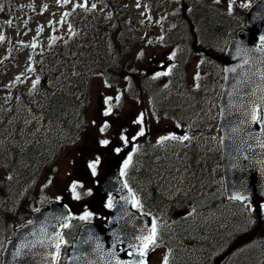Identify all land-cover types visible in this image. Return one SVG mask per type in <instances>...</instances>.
I'll list each match as a JSON object with an SVG mask.
<instances>
[{
  "label": "rangeland",
  "instance_id": "obj_1",
  "mask_svg": "<svg viewBox=\"0 0 264 264\" xmlns=\"http://www.w3.org/2000/svg\"><path fill=\"white\" fill-rule=\"evenodd\" d=\"M229 1L213 0L210 6H217L226 11ZM245 1L238 0V3L243 5ZM2 2H5L4 11ZM2 2H0V60L12 50L15 51L16 59L5 65H0L2 68L0 72V105H10L9 97L12 94L8 89L11 86L18 83L17 89L22 88L28 91L33 87V81L41 80V78H36L31 69L34 62L31 57L49 42L58 41L63 34L72 33L73 28L70 25L77 24L83 17L81 13L86 10L89 11L91 24H97L101 31L106 32V26L113 23L120 27L125 26L127 28L125 30L131 32V49L127 53V58L125 53V59L116 60L119 66L117 76L125 78L133 74L134 71H138L144 77L141 85L137 86V96H130L126 89L132 91L134 85L127 88V81L124 79L107 80L103 72L102 74L97 73L93 77L88 75L84 86L78 92L81 96L79 112L82 119L77 139L74 142L71 139L59 149L57 155L53 157L40 175H32L28 178V186H32V188L26 191L21 190L18 198L13 201L14 203L19 200L21 205L26 206L31 205L43 195L47 198L66 196L70 198L71 202L74 201L80 205L75 210L74 217L79 219L85 212H88L90 213L88 218L102 220L108 200L99 194L96 195V184L105 171L115 163H118L119 168L121 166L123 170L130 169L134 159L140 153L139 145L134 144L133 141H137L140 137L143 140L145 137L153 144L160 143L165 140L161 139L165 136L164 133L159 132H163L165 126L168 127L166 136L171 137L176 134V132L171 133L172 126H182L186 132L185 126L195 120H198L197 124H200L205 130H209L202 134L207 140L209 138L217 139L219 133L216 130L214 105L219 86L217 88L216 85L212 86L215 81L216 84L220 83L222 77L219 76L214 81L212 74L214 84L211 82H207L205 85L198 84L200 76L203 74L202 70L197 67L201 57L191 50V46L186 49L180 46L178 51L182 52L181 60L184 63L176 74V79L180 82H169L167 78V73L174 65L173 58L177 50L167 49L159 40L162 34L161 27L172 25L169 13L176 14L174 1H169L164 8L165 11L161 10V12L155 11L153 4L146 5L139 0H67L66 3L64 0H2ZM67 11H73V13L68 16ZM127 14L133 16L132 19H126L125 15ZM68 19L72 21H68ZM101 31L94 34L98 35V40H94L96 37L92 35L86 38L87 41L97 42V47L99 46L100 50L106 44ZM200 35L202 36L201 43H207L204 33L201 32ZM123 59V63L119 65ZM126 61L127 63L121 71V67ZM47 69L50 74H54L55 71L50 66H47ZM130 70L133 72H129ZM60 78L61 74L57 77L56 75L51 76V84L59 81ZM151 80L156 81L157 85L154 91L147 93L146 88L149 89L148 83ZM171 108H179L180 111L177 112L179 116L177 118L169 116L166 121L165 119L160 121L159 116L165 112L164 110ZM22 114L24 121L22 124L15 120L12 122L13 125L11 123L9 126V129L12 130L14 127L13 130L20 134L35 120L34 117ZM182 114L185 116L181 117ZM144 126H148L146 132L143 131ZM102 128L103 131H101ZM141 132L142 134H139ZM137 136L140 137L136 138ZM179 136L184 135L178 134L177 137ZM175 140L179 141V139ZM102 141H107V143H102ZM172 142L173 139H167V142L161 147L166 166L174 167L167 171L168 178L178 176L176 168L186 162L180 161L176 151L177 147ZM212 143L213 141L207 142L209 145ZM129 157H131L130 162L125 168V161L129 160ZM93 162H96L95 172L89 167V164ZM82 169L87 174L86 179L81 173ZM150 169L154 171L155 167L149 166L148 170ZM148 181L143 178L138 181V184L147 185ZM73 184L77 185L75 194L72 190ZM80 199L83 200L80 201ZM204 203V200H200L198 204ZM174 209L176 219L188 215L184 207H174ZM221 210L220 208L213 209V211L196 212L189 220L187 219L191 227L183 229L178 226V232L186 238V241H188V232L203 241L205 234L201 230L214 227L222 222ZM225 210L232 221V216H235L236 212L230 206H227ZM240 213L242 214V212ZM248 215V218L255 219V213L254 218L249 213ZM158 222L160 223V220ZM223 228L224 224H221V230ZM233 229L241 232L247 231L243 222L240 225L234 223V227L229 225L225 232L229 233ZM212 234L214 233L212 232ZM233 236L234 233L231 234V237ZM209 237L194 249L198 252L195 258L199 263L207 258H211L213 261L215 256L220 254L221 249L224 251L228 247L223 240L222 231L219 238L212 240V244H210ZM192 239L195 240V238ZM164 246H159L151 251V259L148 264H180L191 255L190 249H182L176 259H170L168 252L172 253L173 249L168 246L166 252ZM236 258L234 255L232 264H254V262L250 263L245 260L238 262ZM222 263L227 264V260Z\"/></svg>",
  "mask_w": 264,
  "mask_h": 264
},
{
  "label": "water",
  "instance_id": "obj_2",
  "mask_svg": "<svg viewBox=\"0 0 264 264\" xmlns=\"http://www.w3.org/2000/svg\"><path fill=\"white\" fill-rule=\"evenodd\" d=\"M255 39H260L259 29L252 25L227 47L218 101L227 197L247 205L264 202V50H257ZM257 110L262 111L259 123ZM98 187L117 198L109 210L108 223L82 225L69 249L67 264L141 263L137 250L142 238L149 236V219L131 209L130 193L124 189L116 167ZM66 217V210L57 203L33 213L32 221L6 243L4 264H53L52 238ZM118 245L120 251L116 250ZM126 249L133 250L130 256H123Z\"/></svg>",
  "mask_w": 264,
  "mask_h": 264
},
{
  "label": "trees",
  "instance_id": "obj_3",
  "mask_svg": "<svg viewBox=\"0 0 264 264\" xmlns=\"http://www.w3.org/2000/svg\"><path fill=\"white\" fill-rule=\"evenodd\" d=\"M187 4L190 7L189 15L192 20V22H196L198 18H200L201 27L209 31V35L211 36H219L226 30V28L233 26V24L239 23L241 15H235L233 18L227 16L226 14H223L221 12H217L212 8L207 7L203 4H196V0H185ZM83 21H81V28L82 31L85 32L87 29L85 26H83ZM217 36V38H218ZM81 37L78 39L80 40ZM60 46H64L62 44H59ZM66 50L68 53L75 52L77 55L78 49L77 45H68L66 46ZM115 54V51H114ZM113 54V55H114ZM57 58H59V55H56ZM75 57V56H74ZM114 67V66H112ZM79 69V68H78ZM79 75H76L78 78V81L82 79L81 71L78 70ZM75 72V73H77ZM70 76H68L66 81V86H56L49 89L48 91H42L40 90L36 94L35 99V107L39 108L41 112L43 113V116L46 121H49L51 125L55 127V130L58 132L60 130L68 129L71 127L75 121V110L79 108L78 101L76 99V96L74 94V90H76V87L70 88L71 80L69 79ZM72 90H70V89ZM50 138V137H49ZM45 137L37 139L34 143L30 145H26L23 148H17L14 143L9 144V147L12 149V152L14 153L13 157H5L0 151V157L5 158L7 162L8 169L10 170L11 175L14 177L23 176L31 167H33L34 170H37L40 168L42 162H44L49 155V147L44 142ZM47 141L50 144V140ZM205 159H202L199 163L201 172H203V167L208 168V165H204ZM15 163V164H12ZM12 164V165H11ZM196 167H198V164H196ZM5 175L0 171V190L5 189V185H10L12 180L10 178L6 177ZM1 200H2V193L0 191ZM2 212H6L2 207L0 206V221L3 220L4 214ZM1 226V224H0ZM1 228V227H0Z\"/></svg>",
  "mask_w": 264,
  "mask_h": 264
},
{
  "label": "snow or ice",
  "instance_id": "obj_4",
  "mask_svg": "<svg viewBox=\"0 0 264 264\" xmlns=\"http://www.w3.org/2000/svg\"><path fill=\"white\" fill-rule=\"evenodd\" d=\"M64 2L66 3L67 0H64ZM92 7H95V5H92ZM261 39L264 40V37H261ZM36 83H38V80L37 81H33V87H35ZM109 111H110V109H109ZM253 118L255 119V116ZM103 130L104 129L102 128L101 131H103ZM139 134H142V132L139 133ZM161 139H177V137L171 136V137H163ZM179 139L186 140V139H188V137L187 136H183V137H179ZM102 143H105L106 144L107 141H102ZM130 159H131V157H129V160H126L125 161V168L128 166V164L130 162ZM89 167L92 168L93 172H95L96 162H93V163L89 164ZM121 174H123V170H122V173ZM76 187H77V185H75V184L72 185V190H73V193L74 194H75ZM76 198L77 199L79 198L78 195L76 196ZM240 198H242V197H240ZM108 206L111 207V198H110V201H109V205ZM89 216H90V213L85 212V214L83 216H80L79 219L85 220ZM61 226L62 227H68L69 225L68 224H62ZM155 235H156V233H155V224H153V231H152V233L148 237L142 238L144 240V243L142 245L141 250L139 251V255L141 257H143L146 254V250L149 247V245L155 243ZM62 243H64L62 235L60 233H56L55 234V237L52 238V247L54 249V252L52 254L51 259H52L53 262H58L59 259H60L59 253H60V248H61ZM19 254L20 253L17 252V255H19ZM136 264H140V261H137Z\"/></svg>",
  "mask_w": 264,
  "mask_h": 264
},
{
  "label": "bare ground",
  "instance_id": "obj_5",
  "mask_svg": "<svg viewBox=\"0 0 264 264\" xmlns=\"http://www.w3.org/2000/svg\"><path fill=\"white\" fill-rule=\"evenodd\" d=\"M100 54H103L104 56H106V57H108V58H110V59L115 58V57L118 56L116 53L114 54V52H111V51H108V50H105V49H103V50L100 52ZM113 54H114V55H113ZM1 120H2L3 126L6 127V128H9L10 123H9L7 117H3ZM12 164H15V163H12ZM12 164H11V165H12ZM202 183H203L202 180H197V181H196V184H202ZM241 221L244 222L245 225H248V226H251V227H255V228H264V219H252V218H242V217H241ZM177 228H178V226H176V227L174 228V232L176 233V231H177V233H176L177 235H175V234H170V235H168V239L171 240V241H173V242H175V243L180 244V245H181L183 248H185V249H190L191 246H190V244H189V241H186V238L180 235V233L178 232V229H177ZM187 236H188L189 238H195V240H194V243H195V244H200V243L203 242V241L205 240V238H206V235H205V236H204L205 238H204L203 241H202V240L198 239L197 237L192 236V234L189 233V232H188ZM182 239H183V240H182Z\"/></svg>",
  "mask_w": 264,
  "mask_h": 264
},
{
  "label": "flooded vegetation",
  "instance_id": "obj_6",
  "mask_svg": "<svg viewBox=\"0 0 264 264\" xmlns=\"http://www.w3.org/2000/svg\"><path fill=\"white\" fill-rule=\"evenodd\" d=\"M63 233H64L65 235H68L67 230H64ZM69 234H70V233H69ZM59 264H63V262H60Z\"/></svg>",
  "mask_w": 264,
  "mask_h": 264
}]
</instances>
